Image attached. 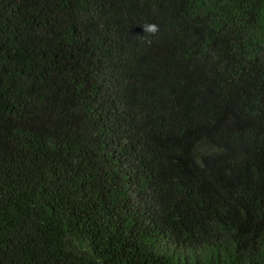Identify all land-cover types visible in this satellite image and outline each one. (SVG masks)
I'll return each mask as SVG.
<instances>
[{
  "label": "trees",
  "instance_id": "obj_1",
  "mask_svg": "<svg viewBox=\"0 0 264 264\" xmlns=\"http://www.w3.org/2000/svg\"><path fill=\"white\" fill-rule=\"evenodd\" d=\"M0 264H264V0H0Z\"/></svg>",
  "mask_w": 264,
  "mask_h": 264
},
{
  "label": "clouds",
  "instance_id": "obj_2",
  "mask_svg": "<svg viewBox=\"0 0 264 264\" xmlns=\"http://www.w3.org/2000/svg\"><path fill=\"white\" fill-rule=\"evenodd\" d=\"M143 28V32L144 35H148V36H155L157 35V33L159 32V25L155 24V23H146L141 25ZM147 43L151 44V41H147Z\"/></svg>",
  "mask_w": 264,
  "mask_h": 264
}]
</instances>
